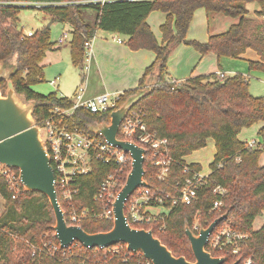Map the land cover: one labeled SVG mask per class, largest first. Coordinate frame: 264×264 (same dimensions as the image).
I'll list each match as a JSON object with an SVG mask.
<instances>
[{"label": "trees", "instance_id": "1", "mask_svg": "<svg viewBox=\"0 0 264 264\" xmlns=\"http://www.w3.org/2000/svg\"><path fill=\"white\" fill-rule=\"evenodd\" d=\"M81 1L87 0H0V62L8 63L14 59L15 73L10 81L18 96L35 104L32 117L36 125L40 126L54 107L69 108L72 102L58 97L56 92L44 96L32 90V86L43 81L41 63L46 53L54 48V43L49 40L50 25L33 32L31 37H22V31L12 23L20 10L28 7L16 4H65L37 10L51 16L50 24L61 22L70 26V59L80 71L84 63V44L93 39L98 30L127 37L125 45L131 51L148 50L155 54V61L145 69L137 87L125 91L118 105L120 107L129 96L152 83L150 92L130 109L143 114V121L150 133L167 140L166 155L171 162L168 174L162 181L156 177L158 167L151 165L149 151L144 160V180L150 193L177 199L186 180L201 172L198 164L188 165L183 158L205 148L207 140L214 142L215 154L209 164V174L203 179L204 184L198 189L196 200L190 205L178 203L173 206L170 200H165L168 213L162 214V219L144 229L152 230L154 237L174 257H184L193 262L185 226L197 233L195 226L198 229L207 228L215 219L227 213V218L216 226L211 238L225 226L244 235L238 244V253L214 251L210 244L206 250L214 257H225L224 264L235 261H239V264H246L247 261L250 264H264V223L258 230H253L255 219L264 212V163H259L264 149L250 148L238 139L243 129L264 123V99L249 93L248 79L241 74L223 81L216 80L214 75L191 77L182 83L166 81L171 49L182 44L192 47L202 56L214 54L217 58L239 59L247 50H252L259 61L250 62L249 71L264 73V24H254L245 18L246 6L251 3L260 6L261 11L257 15L264 14V0H110L103 4H74ZM199 8L208 15L220 14L238 19V23L221 34L210 36L206 43L189 41L186 34L193 14ZM87 11L94 14L92 22L89 15L86 17ZM152 12L166 14L164 24L160 26V44L146 23ZM81 77L84 79V74ZM0 91L4 95L6 81L0 82ZM109 116V113L90 114L79 109L74 112L71 123L88 131L90 126L108 124ZM259 133L262 134V130ZM120 170L119 166L103 165L93 160L90 174L78 178L73 184L78 189L73 208L99 211L100 204L93 200L99 183L108 174L116 173L121 177V185L125 184L130 166ZM217 187L224 189L226 194L222 197L214 195L212 192ZM0 197L4 202V215L0 219V264H123L120 256L104 258L105 251L97 248L89 250L82 246H76L65 257L56 255L49 258L36 251L31 258L30 246L39 249L46 242L57 245L52 231L55 220L48 200L41 194L25 191L13 199L12 191L2 178ZM34 199V207L39 215L33 211V217L21 216L20 220L13 222L15 225L5 221L14 213H24L28 202ZM219 199L222 206L213 209ZM58 201L67 215L68 208L60 195ZM112 226L113 220L103 219L84 221L80 227L94 234L107 232ZM130 260L132 264L133 260Z\"/></svg>", "mask_w": 264, "mask_h": 264}, {"label": "built area", "instance_id": "2", "mask_svg": "<svg viewBox=\"0 0 264 264\" xmlns=\"http://www.w3.org/2000/svg\"><path fill=\"white\" fill-rule=\"evenodd\" d=\"M110 0H87L74 3L75 5L86 4H103ZM127 1H153V0H127ZM16 5L39 9L45 6H63L65 4H48V3H31L22 2ZM22 37H31L33 32L22 31ZM69 33L62 32L58 44H62ZM92 40V39H91ZM91 40L84 44L85 55L83 69H88V62L91 56ZM117 43H121L120 39H116ZM57 79L52 80L50 85L56 86ZM83 89H79L70 100L72 105L69 108L54 107L51 109L49 117L39 126L40 138L45 144L46 153L48 155L50 165L54 172V185L57 192V197L60 198L64 205L68 208V213H64L66 223L70 226H81L84 221L98 220H113V203L121 190V177L118 174H108L100 183L93 200L100 204L99 211L94 209L75 210L73 208V199L78 193V189L73 186L78 178L86 177L91 172V163L93 160L100 162L103 165L119 166L122 171L125 167L130 166L132 159L130 155L118 147L107 143L102 137L95 135L89 131L79 129L73 126L71 120L76 110H83L90 114L109 113L117 110L119 102L123 97L122 92L118 93H103L92 98H85ZM61 98V97H60ZM121 135V138L119 137ZM117 138L121 141H130L139 148L145 150V157L149 151L151 165L158 167L156 177L162 181L168 174L169 164L171 162L167 153V140L158 138L155 134L147 130L146 124L143 121V114L137 111H129L123 119ZM246 145L250 148L264 147L256 144L253 141L247 142ZM202 176L199 173L186 180L184 187L180 191L177 199L167 195L165 198L150 193L148 188H138L126 201V220L128 224L135 229H144L162 219V214H167L169 209L164 206L165 200L171 201V206L178 203L182 205H190L197 198V191L204 184ZM0 178H2L9 189L12 191V198L19 197L24 191L19 172L17 170L0 165ZM214 195L222 197L226 194L224 189L215 188L212 192ZM222 206L221 200H217L213 209H218ZM160 210V211H159ZM158 211V212H157ZM68 217V220L66 219ZM145 230V229H144ZM198 231V227H194ZM244 235L235 233L229 227L225 226L220 229L212 238L210 235V248L219 252L238 253V244L244 239ZM76 246H81L77 242H73L66 248H60L59 243L51 242L43 243L39 249L33 246L31 248V258L34 257L36 251L53 258L58 255L65 257L70 254ZM98 249V248H97ZM105 251L104 258L117 257L122 258L123 264H131L129 260H133L132 264H152L150 261L143 258L140 253L133 254L126 250L124 244H116L114 246L99 249ZM62 251V252H61ZM130 260V261H131ZM246 264H250L247 261Z\"/></svg>", "mask_w": 264, "mask_h": 264}, {"label": "water", "instance_id": "3", "mask_svg": "<svg viewBox=\"0 0 264 264\" xmlns=\"http://www.w3.org/2000/svg\"><path fill=\"white\" fill-rule=\"evenodd\" d=\"M15 73L14 65L0 62V82L6 81V91H0V165L17 170L21 185L26 193H38L46 197L51 207L55 223L52 226L54 237L60 248L73 242L85 249H103L116 244H124L133 254L140 253L152 264H224L225 257H214L206 250L210 235L216 226L227 218V213L215 219L207 228L193 233L185 226V235L190 243L193 262L184 257H174L152 230L132 228L125 216V203L138 189L148 187L144 180L145 150L130 141L117 138L119 127L130 109L150 92L138 90L109 116V123L88 127V131L102 137L107 143L128 153L132 159L130 172L125 184L113 203V226L107 232L89 234L81 227L66 223L64 212L58 201L54 185V172L46 153L45 144L40 138V129L32 117L34 103L26 102L15 92L10 78ZM232 264H239L235 261Z\"/></svg>", "mask_w": 264, "mask_h": 264}, {"label": "crops", "instance_id": "4", "mask_svg": "<svg viewBox=\"0 0 264 264\" xmlns=\"http://www.w3.org/2000/svg\"><path fill=\"white\" fill-rule=\"evenodd\" d=\"M250 5H252V3L246 6L247 15L245 18L254 24H264V14L257 15V13L261 11L260 6H258L257 9L251 10L249 7ZM87 16L88 13H86V17ZM165 20L166 14L161 12H152L146 19L147 25L159 44L162 41L160 26L164 24ZM237 23L238 19L228 18L220 14L208 15L204 9L199 8L193 14V18L186 34V39L189 41L206 43L210 36L221 34L230 26ZM62 32L67 31L63 29L61 34ZM69 35L71 36L70 33ZM67 38L64 39L63 43ZM116 39H120L121 43H117ZM127 39L128 38L125 36L120 38L117 33L97 31L91 40V56L88 62V69L84 72L82 71L85 77L84 79L81 77L79 82H75L71 89L72 94L67 96L66 94L60 92L58 77L55 78L57 79L56 86L50 85L52 80L49 81V85L56 90L58 97L67 98L69 100L73 99L79 89H83L85 98H92L103 93H124L127 90L135 89L145 69L152 65L155 61V54L148 50H129L125 45ZM58 40L55 42L53 49H60L63 44H58ZM67 46L70 53V43ZM258 61L259 57L252 50H247L239 59L217 58L214 54L202 56L192 47L182 44L172 47L171 49V53L167 61L166 81L172 83H182L191 77L209 75H214L216 80L223 81L236 74H241L242 76L249 78V93L253 97H262L264 99V73L249 71L248 69V64L250 62ZM238 66L240 67V70L238 69ZM250 130L248 132L252 135H255V132L258 133L259 130H262V139L259 141L249 140L244 142L247 143L253 141L264 147V123H258L252 126ZM244 131L246 130L243 129L241 132ZM209 140H207V143ZM211 141L213 142V140ZM203 149L197 152H201ZM214 154L215 146L213 145L212 159ZM188 158V156L183 158L186 164H199L196 159ZM259 163L261 165L264 163V153L261 155ZM200 174L202 176H207L209 172L207 174H203L201 170ZM0 202L4 209V202L1 197ZM263 223L264 221L257 227H255L253 223V230H258Z\"/></svg>", "mask_w": 264, "mask_h": 264}, {"label": "rangeland", "instance_id": "5", "mask_svg": "<svg viewBox=\"0 0 264 264\" xmlns=\"http://www.w3.org/2000/svg\"><path fill=\"white\" fill-rule=\"evenodd\" d=\"M258 4L252 3L250 5V9H257ZM260 10V9H259ZM89 15V21L92 22L94 19V14L91 11H87ZM51 16L41 10H37L34 8H26L23 10H20L17 19L13 21V26L17 29L27 32V31H37L41 28L50 25V36L49 40L51 43H54L58 40V38L61 35V31L65 29L67 32L70 33L71 29L69 28V25L61 22H55L50 24ZM100 30H98L99 32ZM120 38H122V35H119ZM124 37V36H123ZM71 36L65 40V42L61 45L60 49H52L48 51L42 61V67H43V81L37 83L36 85L32 86V90L34 92H37L41 95H48L50 93L56 92L54 88H52L49 85V81L55 79L56 77L59 78V85H60V92L63 94H66L67 96H70L72 94L71 89L75 82H79V79L81 78V74H84L82 70L80 71L79 68H75L70 59V53L68 51V44L70 43ZM10 65H14V59L8 62ZM238 69L240 70V67L238 66ZM249 79V78H247ZM246 131L240 132L238 135V139L242 142L249 141V140H261L262 134L254 133L255 135H252L250 132V128L245 129ZM251 131V130H250ZM245 143V142H244ZM213 145L214 143L209 140L208 143H206V147L201 151L197 153H191L188 157V159H196L197 162H199V166L201 167L202 173L207 174L209 172V164L212 162V151H213ZM199 151V150H198ZM211 161V162H210ZM210 162V163H209ZM35 199L28 202L27 210L22 213H14L13 216L8 217L5 219V221H11L12 225L14 221L20 220L21 216L23 217H33L35 211L38 215V211L35 209ZM30 205V206H29ZM160 211V210H159ZM158 212V211H157ZM4 215V209L3 206H1L0 202V218H3ZM9 213L7 214V216ZM264 221V214L259 216L256 221L254 222V226L257 227Z\"/></svg>", "mask_w": 264, "mask_h": 264}]
</instances>
